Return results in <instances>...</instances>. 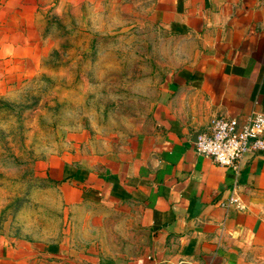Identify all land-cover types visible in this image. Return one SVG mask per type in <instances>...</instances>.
<instances>
[{
  "label": "crops",
  "instance_id": "1",
  "mask_svg": "<svg viewBox=\"0 0 264 264\" xmlns=\"http://www.w3.org/2000/svg\"><path fill=\"white\" fill-rule=\"evenodd\" d=\"M54 1L71 0H0V54L28 52L19 40ZM148 1L171 37L208 33L199 64L170 76L152 111L156 134L131 151L89 165L47 160L65 229L40 253L0 236V264L263 262L264 151L243 155L236 173L193 146L213 117L264 113V0ZM232 197L241 210L225 206Z\"/></svg>",
  "mask_w": 264,
  "mask_h": 264
},
{
  "label": "rangeland",
  "instance_id": "2",
  "mask_svg": "<svg viewBox=\"0 0 264 264\" xmlns=\"http://www.w3.org/2000/svg\"><path fill=\"white\" fill-rule=\"evenodd\" d=\"M209 39L171 37L148 0L37 8L33 30L19 40L28 52L0 54V236L31 240L39 253L58 242L64 207L47 160L89 165L155 135L164 84L199 64Z\"/></svg>",
  "mask_w": 264,
  "mask_h": 264
},
{
  "label": "built area",
  "instance_id": "3",
  "mask_svg": "<svg viewBox=\"0 0 264 264\" xmlns=\"http://www.w3.org/2000/svg\"><path fill=\"white\" fill-rule=\"evenodd\" d=\"M193 147L197 155L237 173L243 155L264 151V113L252 114L241 120L230 116L213 117L206 129L197 134ZM225 206L242 209L234 197Z\"/></svg>",
  "mask_w": 264,
  "mask_h": 264
}]
</instances>
